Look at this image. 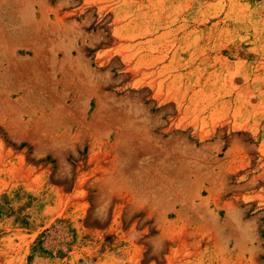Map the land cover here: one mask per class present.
Instances as JSON below:
<instances>
[{
  "label": "rangeland",
  "instance_id": "obj_1",
  "mask_svg": "<svg viewBox=\"0 0 264 264\" xmlns=\"http://www.w3.org/2000/svg\"><path fill=\"white\" fill-rule=\"evenodd\" d=\"M0 264H264V0H0Z\"/></svg>",
  "mask_w": 264,
  "mask_h": 264
}]
</instances>
